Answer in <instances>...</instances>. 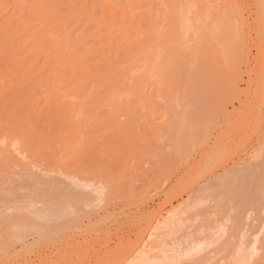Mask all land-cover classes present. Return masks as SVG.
Segmentation results:
<instances>
[{
	"label": "rangeland",
	"instance_id": "1",
	"mask_svg": "<svg viewBox=\"0 0 264 264\" xmlns=\"http://www.w3.org/2000/svg\"><path fill=\"white\" fill-rule=\"evenodd\" d=\"M74 4L79 10L83 9L78 1H74ZM188 7L179 13L182 25L184 24L182 30L188 27L187 35L182 38L183 47L176 52L177 55L183 53L180 58L174 57L163 72V75L167 73L176 78L172 84L162 89L165 99L155 101L153 98L149 104H142L135 97L115 100L114 105L122 99L125 112L134 117V122L130 124L131 131L124 141L120 142L118 138L117 142L108 146L107 142L112 141L110 136H99L92 145L93 150L88 151V155L86 152V157L89 158L83 157L80 161L71 158L68 153L62 158L54 157L48 151L44 152L43 142L36 139L30 143L25 142L28 145L23 143V148L18 140H10L11 144L18 143H15V147H20L23 155L12 157L9 161L3 160L6 156L0 153V248H9L14 254V257L7 258L0 250V264H11L13 261L14 264H64L66 260L65 264H71V261L76 264H96L100 257L111 258L127 251L143 231L146 216L150 217L159 208L166 209L169 203L171 207L183 204L189 190L193 200L197 201V214L193 213L196 221L180 228L178 235L176 234L178 238L175 236L178 244L171 245L169 249H189L191 246L190 249L195 250L193 259L197 258L193 264H264V231L255 235L258 234V227H264V145L261 157L248 163L246 169L233 170L231 162L229 163L231 158L236 161L235 155H229L241 150L252 153V146L257 147V140L262 138L260 132L264 133L262 121H256L258 111L264 117V101L257 107L254 106V111L253 108H246V99L252 101L257 90L253 83L250 88L248 81L255 80L262 71V61L258 59L256 50H251L250 56V68L255 73L251 78L244 74L242 81L238 83L240 102H246L245 107H240V115L229 120L226 115L234 108H239L238 100L230 102L228 93L222 87L229 72L234 69L233 60L237 53L234 46L236 39L229 37L230 27L244 22L246 25L244 24L239 36L250 35L251 41L254 40L258 29L253 28L254 15L249 14L256 9L261 11L262 8ZM61 8L64 17L58 19L60 25L74 32V35L80 30H84L85 36L88 35V27L82 26L86 21L85 16H82V22L78 24L69 17L68 2H63ZM157 9V14H160L168 8ZM192 13L197 14L196 17L201 15L198 23L192 24ZM97 16L102 17L101 11L97 10ZM161 27L157 29L154 39L165 47L166 40L170 39V32L168 28ZM94 43L96 41L91 39L83 48H89ZM99 43L108 48L110 42L102 39ZM173 50L171 47V51ZM87 59L88 63L94 65L100 63L91 54L87 55ZM221 67L225 71H221ZM244 71L242 64L238 72ZM263 81L264 79L262 83L259 81L258 89L261 91L264 89ZM125 84H119V88H126ZM108 88L110 86L106 89ZM103 93L105 94L104 91ZM149 93L151 92L147 91L146 95H150ZM102 94L98 96H104ZM114 105L106 109L104 106L99 108L92 102L82 109L78 119L86 124L95 122L93 128H98L97 117L105 114L106 110H114ZM156 111L158 115L154 119L155 124H162L165 114L171 116L168 126L163 125L166 128L161 127L156 134H164V139L160 141L152 140L148 121ZM142 113H145L148 125L147 121L143 123L144 118L138 119ZM237 119L239 123L243 122V126L236 125ZM237 127L242 128V140L235 145V140L230 141L228 137L238 133ZM216 139L218 143L214 142ZM125 141L127 147L124 146ZM228 143L236 149L231 154L218 150L207 154L201 160V169L197 173L192 177H181L186 167L198 160L199 154L215 145H220L219 148L223 150ZM103 145L106 146L104 149ZM110 147L112 149L109 150ZM95 149L101 150L96 152ZM33 162L36 163V168L53 172L46 181L37 178L34 170L28 172L27 169L34 166L30 165ZM80 162L88 164H82L81 168ZM224 164L230 167L229 174L232 173V176L229 178V175L225 184L213 190L214 177L220 173L218 169ZM201 184L204 187L198 190L200 187L197 185ZM178 194L182 196L176 199ZM142 217L145 219L141 221ZM189 225L191 227L187 229ZM6 228H10L11 234L7 233ZM75 244L81 250L77 254L66 256L70 252L69 247ZM84 244L87 245L85 248ZM173 254L166 256L173 258ZM163 258L165 256L155 261L160 263L168 260ZM186 260L182 259L180 264H190L189 259ZM168 262L179 264L174 260Z\"/></svg>",
	"mask_w": 264,
	"mask_h": 264
},
{
	"label": "bare ground",
	"instance_id": "2",
	"mask_svg": "<svg viewBox=\"0 0 264 264\" xmlns=\"http://www.w3.org/2000/svg\"><path fill=\"white\" fill-rule=\"evenodd\" d=\"M74 1H78L80 8L83 9L79 10ZM63 2H68L69 17L76 23L81 24L82 16H85L86 21L82 26L88 27V35H84V30H80L74 35V32L60 25L58 19L64 17L61 8ZM188 6L203 9L262 8L261 11L256 9L255 12L249 14L254 15L253 22H251L255 26L253 28L257 27L258 29L254 40L251 41L250 35L239 36L243 30L244 22H242L243 24L238 23V26L236 24L234 27H230L229 37L236 39L234 46L237 53L236 58L233 60L234 69L229 72L230 75L228 78L226 77V83L222 86L228 93L230 102L237 99L239 105V108H234L231 113L226 115L227 120L235 118V115H240V107H245L246 102H248L247 110L253 108L254 111V106L264 101V89L262 91L258 89L259 81L261 80L262 83L264 79V0H0V153L6 156L3 160L9 161L12 157L23 155L20 147L23 148V145L27 144L25 142L29 141L30 143L34 139L43 142L44 152L48 151L54 157L60 158L68 153L75 160L83 157L85 159L88 151L93 150L92 145L99 136H110L112 141L107 142L108 146L112 142H117L116 139L118 138V141H124L131 131L130 124L134 122V117L125 112L122 99L135 97L142 104H149L153 98L155 101L157 99L158 101L164 100L165 93L161 92L162 89L164 90V87L174 82L175 77L173 78L167 73L163 75V72L171 64L174 57L180 58L183 53L181 55L180 53L176 54L183 45L182 38L187 35L186 30L188 27L186 26L187 28L182 30L184 24L182 25V17L179 16V13ZM144 8L146 9L143 10ZM157 8L168 9L165 11L160 10L161 13L157 14L159 11ZM97 10L101 11L102 17L97 16ZM192 14L194 17L197 16L195 13ZM194 17L191 19L192 24L198 23L201 15L199 14L195 19ZM218 17L220 16L218 15ZM159 26L168 28L170 32V39L166 40L165 47L161 46V42L154 39ZM236 26L237 28H235ZM91 39L96 43L89 48H83V45ZM102 39H107L110 42L108 48L99 43ZM171 47L174 48L173 51H171ZM251 50H256L258 59L262 61V73L260 72L255 80L248 79V86L253 87V83L258 90L254 92L255 94L253 93L252 101L246 99V102H240L238 83L242 81L244 74L251 78V75L255 73L250 68L252 63L250 62ZM90 54L101 64L88 63L87 55ZM242 64L245 71L240 72L242 73L240 74L238 71ZM221 71H225L224 68L221 67ZM124 83L127 84V87L121 90L119 84ZM109 86L110 88L106 89ZM147 91L151 92L150 95H146ZM102 93L104 96H98ZM117 98H122V101L120 100L114 105ZM92 102L99 108L104 106L106 109L114 105V110H106L105 114L97 117L98 128H93L95 122L86 124L78 119L82 109ZM258 112L260 113V111ZM258 112L256 121H262L261 126L264 127V117ZM157 115L158 111L148 118V121L153 138L151 139L160 141L164 139V134L158 136L156 134L161 127L163 129V125L168 126L167 123L170 121L171 116L165 114V120L158 125L154 121ZM145 117V113H142L139 114L138 119L144 118L143 123L145 124L147 121ZM236 125L243 126V122L239 123L237 119ZM237 130V134L228 137L230 141L235 140V145H238L242 140V128L237 127ZM262 130L264 129L262 128ZM260 133L262 138H260L261 140L257 138L258 146H252V153H245L244 150H241L239 153L229 155L236 150L233 147L234 145L228 143L223 150L219 148L220 145H215L213 148H208L203 154L201 153L202 155L199 154L198 160L193 161L191 165L185 163L188 167H186V171L181 177H192L201 169V160L207 154L216 150L224 151L223 153L226 152L229 156L235 155L236 161H233V158L229 161L233 170L246 169L248 163L252 160L257 161L261 157L264 133ZM141 136L143 135L141 134ZM217 139L219 138L217 137ZM221 139L220 136L219 144H221ZM10 140H18L22 145L19 144L20 147L16 148L15 143L18 144V141L12 142L13 145ZM216 140L214 142L218 143V140ZM106 146L103 145L102 149ZM124 146H128L126 141ZM111 147L109 150L112 149ZM100 150L95 149L96 152ZM47 155L49 154L47 153ZM30 158H32V155ZM88 158L86 157V159ZM66 162L69 163V161ZM80 163L82 165L87 162ZM35 164H30L34 166L28 168V172L34 170L37 178L46 181L53 172L40 170V167L36 168ZM228 167L227 164H224L218 169L220 173L214 177L216 182L214 181L213 190L222 185L225 180L227 182L232 176V173L229 174L231 170ZM233 170L232 172H234ZM228 176L229 178H227ZM197 186L200 187L197 188L198 190H202L204 187L202 184ZM189 191L186 192L187 198L183 204L171 207L169 203L166 209L159 208L150 217L146 216L143 231L139 233L136 241L127 251L117 253L111 258L100 257L97 259L98 263L96 264H168L170 260L180 264L182 259H189L190 264L196 262L197 258L193 259L192 255L195 254V250L192 248L191 250L190 245L189 249L188 247L176 250L169 249L171 245L178 244L175 236L177 237L180 228L184 224L196 221L194 215L197 214V210H195L197 209V201L193 200ZM181 196V194H178L175 198L179 199ZM144 219V217L140 218L141 221ZM190 227L189 225L187 229H190ZM6 229L8 230L7 233L11 234L10 228ZM263 231L264 227H258L256 232L258 234L255 235H259ZM71 242L75 243V240ZM69 249L70 252L66 256L77 254L78 250H81L77 244L70 246ZM0 250L7 258L14 257L9 248L2 247ZM172 253L175 257L166 256V254L172 255ZM164 256L165 259H168H166L167 261L160 263L155 261ZM165 259L163 258V260ZM186 261L188 262V260ZM240 262H242V259ZM65 263H67V260ZM74 263L76 264V262ZM74 263L71 261V264ZM11 264H14V261Z\"/></svg>",
	"mask_w": 264,
	"mask_h": 264
}]
</instances>
